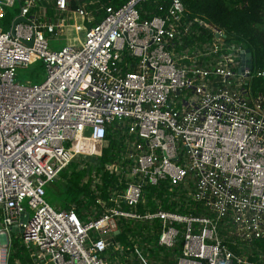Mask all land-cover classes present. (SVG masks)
Listing matches in <instances>:
<instances>
[{"label": "built area", "instance_id": "1", "mask_svg": "<svg viewBox=\"0 0 264 264\" xmlns=\"http://www.w3.org/2000/svg\"><path fill=\"white\" fill-rule=\"evenodd\" d=\"M230 38L182 0H0V264H264V69Z\"/></svg>", "mask_w": 264, "mask_h": 264}, {"label": "trees", "instance_id": "2", "mask_svg": "<svg viewBox=\"0 0 264 264\" xmlns=\"http://www.w3.org/2000/svg\"><path fill=\"white\" fill-rule=\"evenodd\" d=\"M102 1L108 4L112 3L114 6H120L126 0ZM182 1L190 17H201L225 30L227 35L231 37L230 41L245 47L251 52L254 68L256 70L264 69V0ZM103 15L104 13L99 14L98 19H102ZM40 66L43 67L42 64ZM33 80H38V77L35 76ZM249 88L256 97L264 95V78L253 79ZM106 159L104 158L103 160ZM85 172H88V170L78 169V164L73 162L61 174V179L55 181L54 184L47 188L48 201L61 209H68L72 204L81 207L84 204L82 195L90 193L89 184H83ZM53 192L55 193L54 195ZM121 239L125 241V238Z\"/></svg>", "mask_w": 264, "mask_h": 264}, {"label": "rangeland", "instance_id": "3", "mask_svg": "<svg viewBox=\"0 0 264 264\" xmlns=\"http://www.w3.org/2000/svg\"><path fill=\"white\" fill-rule=\"evenodd\" d=\"M15 17V14H12L10 17H9V21H12L13 18ZM73 22V21H72ZM66 37H72V33L70 32H67ZM39 64V65H38ZM40 64H42L41 62L39 63H36L32 66H30L29 68H26V69H21L20 70V73H19V77H18V80L21 81V82H26V81H32L33 83H38V82H41L42 80L45 79L46 77V70L44 68V65L43 67L40 66ZM35 76L38 77V80H36V82L33 81L32 78H34ZM262 99H264V95H261ZM75 164H78L77 162H74ZM90 173L88 172H85L84 176H87L89 175ZM52 190H53V186H52ZM54 191V190H53ZM55 193L53 192V195ZM48 200V199H47Z\"/></svg>", "mask_w": 264, "mask_h": 264}, {"label": "water", "instance_id": "4", "mask_svg": "<svg viewBox=\"0 0 264 264\" xmlns=\"http://www.w3.org/2000/svg\"><path fill=\"white\" fill-rule=\"evenodd\" d=\"M246 54H247V56L251 57V52L249 50H246ZM13 231L17 232V231H19V229L17 227H13Z\"/></svg>", "mask_w": 264, "mask_h": 264}, {"label": "crops", "instance_id": "5", "mask_svg": "<svg viewBox=\"0 0 264 264\" xmlns=\"http://www.w3.org/2000/svg\"><path fill=\"white\" fill-rule=\"evenodd\" d=\"M56 206V205H55ZM57 207V206H56Z\"/></svg>", "mask_w": 264, "mask_h": 264}]
</instances>
